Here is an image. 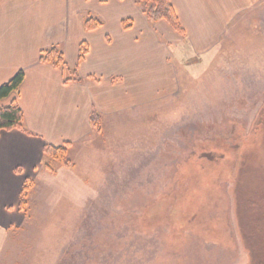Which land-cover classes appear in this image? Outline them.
Segmentation results:
<instances>
[{"label":"rangeland","instance_id":"rangeland-1","mask_svg":"<svg viewBox=\"0 0 264 264\" xmlns=\"http://www.w3.org/2000/svg\"><path fill=\"white\" fill-rule=\"evenodd\" d=\"M252 18L222 59L171 49L179 93L68 151L84 189L38 176L0 264H264V14ZM241 200L261 209L255 262Z\"/></svg>","mask_w":264,"mask_h":264},{"label":"crops","instance_id":"crops-1","mask_svg":"<svg viewBox=\"0 0 264 264\" xmlns=\"http://www.w3.org/2000/svg\"><path fill=\"white\" fill-rule=\"evenodd\" d=\"M170 3L183 35L164 20H149L137 0H0V85L18 71L24 73L18 91L2 104L17 101L27 132L0 131V260L13 237L10 232L25 218L27 208L19 210V195L26 180L33 182L32 188L40 175L51 181L66 177L75 189L86 186L74 163L65 173L59 161L43 154L45 144L68 143V153L97 134L90 123L92 112L100 115L102 132L105 118L121 120L173 98L181 87L176 54L181 46L194 62L222 59L234 53L229 45L247 21L252 24V16L264 14V0ZM87 18L101 25L86 31ZM81 42L88 51L79 61ZM51 46H63L67 66L76 68L81 82L67 69L39 60L40 52ZM256 53L261 51L255 48Z\"/></svg>","mask_w":264,"mask_h":264},{"label":"trees","instance_id":"trees-1","mask_svg":"<svg viewBox=\"0 0 264 264\" xmlns=\"http://www.w3.org/2000/svg\"><path fill=\"white\" fill-rule=\"evenodd\" d=\"M138 3L142 4L143 12L146 14L147 18L151 21L164 20L167 22L176 32L183 35V29L181 28L176 14L172 8L170 0H137ZM101 25L99 20L93 18H87L84 21V28L86 31H92L97 29ZM87 46L85 42H81L78 48V60H82L87 54ZM39 60L42 63H50L57 68H63L70 71L72 79L81 82L82 79L77 75L76 68L71 70L68 68L63 53L56 47L51 46L40 52ZM24 79L23 71H18L13 78H11L6 83L0 85V131H10L13 129L26 132L23 126V112L18 105L17 101L14 99L8 105H3L2 101L9 98L11 94L16 93L18 88ZM68 81V80H65ZM90 123L93 129L97 132L101 130V118L96 112H92L90 115ZM27 133V132H26ZM68 143L61 146H53L50 144H45L43 147V154L51 159L59 161L64 167H71L72 162L67 159V147ZM46 170L52 172V168L46 164ZM33 187V182L31 180H26L23 188L19 195V210L25 212L27 208V198L28 193ZM240 209L243 212V216L237 220L241 238L244 242L245 249L249 254V258L252 262L256 260V248L257 243V232L256 227L260 222L261 209L253 201L241 200ZM247 212V213H246ZM256 232V233H255Z\"/></svg>","mask_w":264,"mask_h":264}]
</instances>
